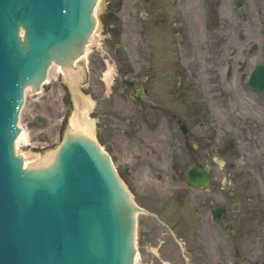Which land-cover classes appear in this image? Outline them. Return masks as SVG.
Returning <instances> with one entry per match:
<instances>
[{"label":"flooded vegetation","instance_id":"af4514ba","mask_svg":"<svg viewBox=\"0 0 264 264\" xmlns=\"http://www.w3.org/2000/svg\"><path fill=\"white\" fill-rule=\"evenodd\" d=\"M183 2L134 0L133 7L136 17L141 18L144 40V53L137 60L141 68L136 70L131 62L132 54L124 52L120 55L107 53L93 62L90 77L88 79L86 76L84 84L86 88L90 87L88 91L96 105L99 103L110 108L116 104L125 105L128 92L136 107L142 106V99L164 105L171 73L176 76V99L181 101L186 90L192 89L187 82L193 81L194 68H198V73L201 69L195 63V58L185 66L182 63L179 47L192 43L189 30L183 32L180 29L182 24L187 29V23L191 22L188 15H182ZM206 2L211 3L210 0ZM106 3L105 11H110L107 14L111 15L109 30L114 40L116 35H124V22L117 18L124 8V0H107ZM213 41L219 44V48L206 60L207 74L214 78L211 82V102L224 99V103L228 104L229 89L241 93L239 100L249 99L248 93L254 92L245 83L246 70L255 54L247 55V48L243 46L242 59L238 62L230 60L222 75L217 57L220 55V45L225 40L217 36ZM171 44L175 46L173 53L169 48ZM257 48L253 47V51ZM112 62L116 73L111 83L112 90L106 95L107 69ZM236 68L240 85H230L234 83L232 77ZM142 75L144 84L131 89L134 80ZM102 86L103 95L96 97ZM95 87L91 92L90 89ZM141 91L143 93L140 94ZM117 115L108 114L109 118L118 119ZM173 116L177 123L186 122V125L193 120V116L183 115L181 106ZM165 117V114H155L148 119L159 124ZM194 118L197 123L198 115ZM124 121L126 127L122 124V128L126 131L131 127V119ZM146 124L149 125L150 121H146ZM208 132L198 133L187 127L185 133H177L171 139L174 141L171 149L149 148L153 146L154 139H147L146 134L140 137L136 132L131 134L139 141V147L130 152L124 170H119L128 183L134 201L146 211L138 214V246L141 226L145 249L159 259L152 261V264H264V150L259 160L254 156L239 168L234 163L222 166L215 159V139ZM245 134L249 136V133ZM254 135H251L250 148L263 145V140L255 139ZM230 138H226L224 148H218L217 154L230 155L239 150L240 140L233 136ZM190 169H194L196 182L202 176L207 181L202 186L192 184L188 177Z\"/></svg>","mask_w":264,"mask_h":264},{"label":"water","instance_id":"95a60500","mask_svg":"<svg viewBox=\"0 0 264 264\" xmlns=\"http://www.w3.org/2000/svg\"><path fill=\"white\" fill-rule=\"evenodd\" d=\"M96 3L0 0V264L134 263L135 208L94 141L68 134L48 167L23 170L14 154L24 87L83 55ZM255 75L264 91V68Z\"/></svg>","mask_w":264,"mask_h":264},{"label":"rangeland","instance_id":"374dc122","mask_svg":"<svg viewBox=\"0 0 264 264\" xmlns=\"http://www.w3.org/2000/svg\"><path fill=\"white\" fill-rule=\"evenodd\" d=\"M124 1L123 19L128 22L126 23V32L121 39L123 46L118 44L120 40L117 37L114 38L113 42L111 41V37L113 36L109 30L112 25L109 23L111 20L109 16L111 15L107 14L110 11H105L107 0H102L96 12L100 28L94 35L96 40L89 58H91L92 62H96L97 59L92 60L96 54L108 51L112 55L114 52L120 55L124 48L125 52L132 54L131 62L134 64V68L138 70L141 67L137 60L141 58L139 55L144 53L141 21L131 18L135 12V10H132L134 0ZM192 1L190 5L192 12H189L186 7L185 9L184 7L182 8L185 12L191 13L192 19L195 21L194 27L192 23H187V26L190 25V30L194 28V36L192 35L193 44L183 45L182 53L187 58L194 55L193 58H197L196 64L200 65L201 72L198 73V68L193 69V78L191 79L193 81L188 82V84H191L192 90L186 92V99L183 98V115L194 114L202 116L203 126L198 127L192 122L190 123L191 128H193L194 132L198 133L209 131L208 135H212L215 139L216 146H223V141L226 138L230 140V136L240 140L242 146L240 155L242 158L237 160V158L227 155L228 161L226 163L232 164L235 160L239 164L248 163L254 156L259 160L261 151L264 150V95H262V98H247L246 102L240 105L238 96L241 93L235 91L232 93L233 91H231L229 92L230 98L228 104L224 103V99H216L215 102H211V82L214 78L207 74L208 66L206 60L219 48V44L212 39L216 35L227 39V43L221 46L220 55L217 57L220 62V72L222 75L225 74L230 60L235 59V62L238 61V56L242 52L241 46L244 45L241 41V35L244 34L255 41L259 38L256 42L260 44L264 41V35L260 36L258 33L260 32V26L264 25V0H247L243 11L235 8V0H211L212 5L208 6L203 0ZM182 15L184 16L183 13ZM180 28H184V24L180 25ZM93 53H95L94 56H92ZM133 54L138 56L134 57ZM233 55L235 56L232 58ZM83 66L84 64L82 63L81 68ZM252 66L253 63L249 65L247 70L250 71ZM58 75L52 76L50 84L45 85L40 92L29 90L26 93L24 107L19 120L20 126L24 129V137L18 144L21 155L27 154L41 157L54 152L62 143L66 134L72 130L71 119L77 112V101L73 86L68 77ZM235 83L238 85V79H236ZM143 84L144 75L134 80V86L131 89H135ZM96 88L90 89V91L93 92ZM77 89L79 90L78 85ZM102 92L103 86L98 91L96 97L101 98ZM78 94L81 101L80 90ZM166 97L164 105L163 103L156 105L147 99H142L143 102H140L142 106L136 107L137 105L134 101L129 98L128 92L127 98L124 99L125 105L116 104L110 108L97 103L95 109L92 107L90 110V112H93L92 114L87 112L88 120L93 123L95 129V137L104 150L113 157V160L121 171L126 167V161L129 158L130 152L133 153V149L139 147V141H137L136 137H131V134L134 132L138 133L137 137L146 134L147 139H154L153 146H149V148L171 149L174 147V141L171 139L180 131L173 117L177 111L178 102L174 98V94H170V87L167 89ZM112 101H114L113 98ZM208 110H212L215 117L209 115ZM115 113L119 114L117 115L118 119L109 118L108 114L113 116ZM161 113L165 114L166 117L160 120L159 125L153 123L152 119H148L155 114L162 116ZM67 114L68 117L62 124L63 117ZM128 118L131 119V127L124 131L122 124H124L123 127H126V124L125 121H122ZM146 121H150V124L147 125ZM135 128L138 131H135ZM245 133H249V136ZM252 134H255V139L263 140V145L247 151L246 149L252 139ZM250 163L254 164L252 161ZM141 234L142 228L140 226V246L137 264H152V261L157 262L159 259L155 258L149 250L145 249ZM155 250H157V247H155ZM262 250L264 255V247Z\"/></svg>","mask_w":264,"mask_h":264},{"label":"bare ground","instance_id":"6f19581e","mask_svg":"<svg viewBox=\"0 0 264 264\" xmlns=\"http://www.w3.org/2000/svg\"><path fill=\"white\" fill-rule=\"evenodd\" d=\"M97 12V9H96ZM99 26L97 27V29L95 28V32L94 34L90 37V40L87 42V47L83 53V55L80 57V59L76 60L75 66L78 67L79 66V62L82 59H85L88 54L91 52V47L94 45V42L96 40L95 38V33L98 30ZM79 67L66 71V67H62L60 65H56V64H52V66L49 68L48 70V77L45 83H49L51 82V77L52 76H57L59 75H65L66 77H68L70 83L73 86V91H74V95L76 98V106H77V112L76 114L73 115L72 119H71V127H72V132L79 134V135H84L90 138H94V127H93V123L90 122L88 120L87 117V110L90 106V104L87 102L86 104L83 105V103L79 100V91L77 89V83L79 81ZM58 75V76H59ZM32 88H27L26 92L31 90ZM24 137V130L21 129V135L16 139V149L17 152H19V147L18 144L20 143V141L22 140V138ZM55 151L46 154L45 156H32V155H23V159H24V165L25 168H30V167H37V166H42V165H49L54 161L55 158ZM36 158V159H35ZM35 159V160H34Z\"/></svg>","mask_w":264,"mask_h":264}]
</instances>
